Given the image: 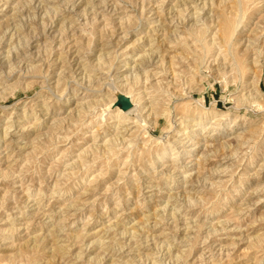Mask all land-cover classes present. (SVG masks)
<instances>
[{
    "label": "rangeland",
    "instance_id": "rangeland-1",
    "mask_svg": "<svg viewBox=\"0 0 264 264\" xmlns=\"http://www.w3.org/2000/svg\"><path fill=\"white\" fill-rule=\"evenodd\" d=\"M0 264H264V0H0Z\"/></svg>",
    "mask_w": 264,
    "mask_h": 264
},
{
    "label": "bare ground",
    "instance_id": "bare-ground-1",
    "mask_svg": "<svg viewBox=\"0 0 264 264\" xmlns=\"http://www.w3.org/2000/svg\"><path fill=\"white\" fill-rule=\"evenodd\" d=\"M197 1V0H196ZM239 22V21H238ZM235 28V27H234ZM100 62H101V60H100ZM113 88V87H112ZM114 92V98L113 99H111V101H110V103L107 105L108 106V108H110V106L116 101V100H118V96H120V95H124V96H126L127 94L126 93H124V92H122V90L121 89H119V87H114L113 89H112ZM127 97V96H126ZM128 99H129V101L131 102V103H133L134 102V100H130V98L129 97H127ZM134 104V103H133ZM132 104V105H133ZM118 108V107H117ZM138 108V106H131L130 108H128V109H126V110H122V109H120V108H118V111H124V113H130V112H133V111H135L136 109Z\"/></svg>",
    "mask_w": 264,
    "mask_h": 264
},
{
    "label": "water",
    "instance_id": "water-1",
    "mask_svg": "<svg viewBox=\"0 0 264 264\" xmlns=\"http://www.w3.org/2000/svg\"><path fill=\"white\" fill-rule=\"evenodd\" d=\"M114 106H117L122 110H126L132 106V103L129 101V99L126 96L120 95L118 96V100L114 102Z\"/></svg>",
    "mask_w": 264,
    "mask_h": 264
}]
</instances>
